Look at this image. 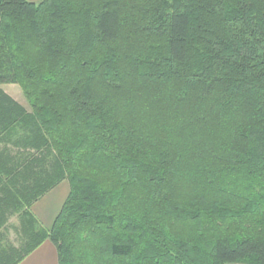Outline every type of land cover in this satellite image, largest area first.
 Instances as JSON below:
<instances>
[{"label": "trees", "instance_id": "obj_1", "mask_svg": "<svg viewBox=\"0 0 264 264\" xmlns=\"http://www.w3.org/2000/svg\"><path fill=\"white\" fill-rule=\"evenodd\" d=\"M0 141V264H264V0H0Z\"/></svg>", "mask_w": 264, "mask_h": 264}, {"label": "crops", "instance_id": "obj_2", "mask_svg": "<svg viewBox=\"0 0 264 264\" xmlns=\"http://www.w3.org/2000/svg\"><path fill=\"white\" fill-rule=\"evenodd\" d=\"M1 87L4 90V88H3L2 85H1ZM8 94L11 97H13V99H15L17 101V99L14 96H12L10 93H8ZM61 183L58 184V186H57V187H59L60 185H64V188L62 190L63 193H61L63 195H61L60 193H58V194H60V199H59V203H58L60 205L58 207V210H55L53 213L50 210L52 208L53 204L55 203V201H52L51 200L53 197H55V194H53V193H52L51 199L46 202L45 206H43V207L38 206V208H37V203L40 200H38L34 204L36 206L33 208L32 212L34 213V215L38 218V220L41 222V224L44 227H49L51 225L54 217L56 216V214L59 211V208H60V206H61L64 198L67 195L68 186L65 185V184H61ZM57 187H55L52 191H55V189ZM7 221L8 220H6L3 225H0V232H1V230H6V228H7ZM1 238H3V240L6 242L5 235H3V236L0 235V243H1ZM17 264H57V254H56V250H55L54 246L49 241H44L41 245H39L36 249H34L30 254H28L26 257H24ZM228 264H247V263H228Z\"/></svg>", "mask_w": 264, "mask_h": 264}, {"label": "rangeland", "instance_id": "obj_3", "mask_svg": "<svg viewBox=\"0 0 264 264\" xmlns=\"http://www.w3.org/2000/svg\"><path fill=\"white\" fill-rule=\"evenodd\" d=\"M2 86H3L4 90L7 93H10L12 96H14L17 99V101L19 102V104H21L22 106H24L26 108V110L29 111L28 103H27V101H26V99L24 97L22 88L20 87L19 84H13V83H11V84H4ZM3 147H8L11 150H13L14 152L17 150L16 148H12L11 147V144H7L6 145L5 142L3 143L2 141H0V149H2ZM61 182H60L61 184H65V185L68 186V182L66 180H63ZM63 188H64V185H60L59 187H57L55 189V191H52L53 189H51L48 192L49 194L46 193L44 196H42L43 198L41 197L42 199L41 198L39 199L40 201L37 203V208H38V206H41V207L45 206L46 202L51 199L52 193H53V194H55V197H53L51 200L52 201H55V203L53 204V206H52V208L50 210H51L52 213L55 210H58V207L60 205V204H58L59 203V199H60V194L63 193V191H62ZM68 190H69V186H68ZM58 193H60V194H58ZM61 195H63V194H61ZM35 206L36 205H33L32 206V210H33V208ZM7 220H8L7 221V228H6V230H1L0 235H2V236L5 235L6 241L8 243H10L11 245L16 246V247H20V245L23 243L24 238L22 237V235H21L22 233L20 232L21 231V224H20V221H19L20 220L19 219V215H17V214L16 215H12V216L8 217ZM1 241L4 244L6 243L3 240V238H1Z\"/></svg>", "mask_w": 264, "mask_h": 264}]
</instances>
